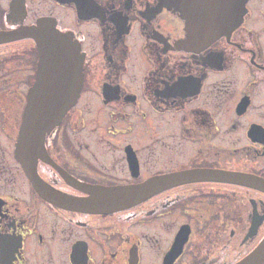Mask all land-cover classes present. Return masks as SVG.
Here are the masks:
<instances>
[{"label":"flooded vegetation","instance_id":"1","mask_svg":"<svg viewBox=\"0 0 264 264\" xmlns=\"http://www.w3.org/2000/svg\"><path fill=\"white\" fill-rule=\"evenodd\" d=\"M201 1L0 0V264H237L264 242V0H206L212 27L239 24L205 44L187 31ZM57 30L80 46L84 85L30 176L22 118ZM59 170L86 186L228 178L91 213L40 195L38 177L89 195Z\"/></svg>","mask_w":264,"mask_h":264},{"label":"water","instance_id":"2","mask_svg":"<svg viewBox=\"0 0 264 264\" xmlns=\"http://www.w3.org/2000/svg\"><path fill=\"white\" fill-rule=\"evenodd\" d=\"M205 1L199 2L200 4L195 8L192 5L188 13L190 21L187 29L189 42L205 44L206 41L217 34L231 30L239 24V21L237 23L238 16L233 26L226 24L225 27H222L221 24H217L212 27L209 24L211 6L208 7V3ZM195 22H199L201 27ZM49 37L50 39L52 38L53 47L43 40V54L39 62L37 78L28 94L29 98L20 129L19 158L30 176L31 168L35 173V163L31 165V161L34 160V154L37 159L42 158L45 160L47 155L44 146L46 134L54 130L55 126L64 120L65 115L76 104L84 85V62L79 44L72 40L70 35L59 30L53 32ZM1 38L3 36H0V40ZM201 40L206 41L200 42ZM61 173L64 175L63 172ZM65 178L76 188L89 195L76 198L57 193L44 184L39 177L38 179L35 178V184L40 195L57 207L67 210L103 213L135 205V203L152 195L158 187L176 185L189 179L222 180L228 177L223 172L199 170L192 173L177 172L168 174L167 176L147 180L142 184L112 186H86L74 182L70 177L65 176ZM263 259L264 242L237 264H262Z\"/></svg>","mask_w":264,"mask_h":264}]
</instances>
